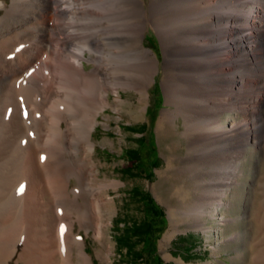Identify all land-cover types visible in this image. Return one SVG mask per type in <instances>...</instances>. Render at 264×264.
Instances as JSON below:
<instances>
[{"label": "bare ground", "instance_id": "6f19581e", "mask_svg": "<svg viewBox=\"0 0 264 264\" xmlns=\"http://www.w3.org/2000/svg\"><path fill=\"white\" fill-rule=\"evenodd\" d=\"M34 1L28 20L36 24L39 37L12 60L4 56L23 38H13V25L0 29V93L9 79L33 63L41 64V50L48 53L46 75L31 67L27 89L33 114L42 116L36 122L43 133L21 153L16 168L7 157L21 126L14 124L0 140V264L15 254L14 264H92L74 226L91 230L104 244L103 212L112 200L105 190L119 182H94L91 134L99 111L117 104L109 100V90L130 87L145 98L158 69V60L142 40L150 26L162 42L164 65L170 69L165 89L168 102L175 105L165 110L160 122L181 114L188 147L183 163L198 189L183 213L190 225L203 230L210 228L209 219L217 218L220 224L230 220L218 210L230 204L225 196L240 181L242 168L234 161L253 148L264 160V0ZM0 5L6 8L7 2ZM66 16L69 20L62 21ZM83 16L95 20L88 34L93 43H116L113 53L119 66L96 54L87 57L81 47L66 49L79 39L75 21ZM58 45L62 55L56 59L50 54ZM84 58L94 62L92 69L85 70ZM226 113H231L227 122ZM216 142L231 146L234 155L214 151L211 145ZM232 164L227 171L219 169ZM217 165L220 171L211 169ZM254 172L256 202L245 211L253 224L251 239L236 255L244 264H264V167L257 164ZM71 178L76 181L72 187ZM19 242L23 246L17 253Z\"/></svg>", "mask_w": 264, "mask_h": 264}, {"label": "rangeland", "instance_id": "374dc122", "mask_svg": "<svg viewBox=\"0 0 264 264\" xmlns=\"http://www.w3.org/2000/svg\"><path fill=\"white\" fill-rule=\"evenodd\" d=\"M4 1L7 2V9L0 5V29L6 24L13 25L14 31L11 34L13 38L16 36L23 38L22 41L13 45L12 50L10 49L4 56V59L8 61L12 60V57L14 59L22 49L33 44L39 36L36 34V24L28 20L29 14L36 7V2L34 0H31L32 2L30 0H15L14 3H11V0ZM149 1L145 0L146 3ZM65 20H69V17H64L62 21ZM93 20L90 16H83L75 21L80 27H78L79 35L77 34L79 39L71 41L66 49L71 51L81 47L87 57L90 54H96L108 61L109 64L112 63V66H119L121 61L113 53L118 50L115 42L111 43L108 39H102L101 43L95 44L89 37L90 31L94 30L90 27L95 22ZM83 25L88 27L84 28ZM142 40L144 46L150 49L152 55L158 60V69L154 72V79L147 86L145 98L140 99L139 92L130 87H119L117 93L109 90V100L115 101L117 104H106L107 106L105 105L99 111L91 134V140L94 142L92 159L96 167L94 182L96 184L108 183L113 180L119 182L117 185H109L105 190L109 193L107 197L112 200L103 212V221L106 224L103 229L104 244L98 242L91 230L87 232L84 228L81 229L78 223H75L74 230L84 238L85 251L91 255L92 264H130L129 260H124L126 259L123 254L125 247L120 248L117 245V224L119 220H122L121 224H123V222L144 217L142 203L134 193L130 194L133 189L141 188L144 191H149L154 201L164 211L165 219L159 225L160 233L155 240L156 253L162 260L161 264H244V260L236 255L243 249V246L248 245L251 239L250 230L253 228V224L247 220L245 211L251 209L256 202L257 192L254 185L257 179L254 168L257 164L261 168L264 167V160L260 159L258 150L253 148V151L246 150V153L244 152L242 155L243 158L240 157V161H234L242 168L240 176L237 175L240 181L225 196V200L230 201L229 206L224 205L218 210V214H222L223 217L230 218V220L220 224L217 218L209 219V222L206 223L210 226L208 230L190 225L183 210L192 200L193 191L198 189L183 163V157L188 150L187 138L183 134L185 125L181 114H178L177 117L170 116L171 118L169 117V121L166 123L160 122L165 110L175 107L173 103L168 102L170 97L168 98L165 89L168 69L164 65L163 46L158 32L152 26L145 29ZM67 50L66 52H68ZM54 51L50 54L51 56L56 59L61 57L62 48L60 45ZM47 57L48 53L41 50L39 53L41 64L33 63L34 65L30 66L27 71L9 79L0 93V140L12 132L11 128L14 124L17 123L21 126V131L12 142L7 157L9 165L14 168L19 163L21 153L35 143L43 133L39 130L41 129L39 122H36L42 119V116L38 115L37 117L33 114L32 99L27 89L30 86L31 69L34 71L42 69L41 73L46 75L48 68L46 69L45 61ZM82 62L85 70L94 67V62L89 59L84 58ZM116 96L121 99L117 100ZM39 98L40 96H37V99ZM230 115L231 113L223 114L225 122L228 121ZM61 123L64 127L65 122ZM139 136H143V138ZM139 143H144L140 150L143 167L140 172L132 174L131 168L126 167L130 165L131 157L125 153L122 154V150L138 146ZM218 143L211 145L214 151L226 153L230 157L234 155V149L231 146L222 142ZM146 149L147 151H145ZM152 161L156 165L152 167L151 175L144 174L150 172ZM233 164L225 169L219 168L220 165L213 168L206 166V168L227 171L232 169ZM143 170L144 172H142ZM18 183L17 180L14 182L10 196L15 194ZM75 183V179L71 178L70 187ZM235 232L239 234L233 237ZM22 246V242L17 244V253ZM15 255L3 264H14ZM146 258V261L141 264H150L149 258ZM73 259L77 260L75 249ZM244 259L247 260L248 256L246 255Z\"/></svg>", "mask_w": 264, "mask_h": 264}, {"label": "trees", "instance_id": "16d2710c", "mask_svg": "<svg viewBox=\"0 0 264 264\" xmlns=\"http://www.w3.org/2000/svg\"><path fill=\"white\" fill-rule=\"evenodd\" d=\"M139 137L143 138V136ZM142 145H144V143H139L138 146L122 150V154L125 153L131 157L130 165L126 167L131 168L130 172L132 174L140 172L143 167L140 155ZM145 151H147V149ZM155 165L156 163L152 161L150 164L151 170L149 169L150 172L144 174L151 175L152 167ZM142 172H144V170ZM132 193H134L142 203L144 217L142 219L131 220L130 222H123V224H121L122 220H119L117 224L118 233L116 234L117 245L120 248L123 246L125 247L123 254L126 259L124 260H129L130 264H141L146 261V257L149 258L150 264L152 262L154 264H161L162 260L156 253L155 240L160 233L159 225L165 219L164 211L154 201L149 191L135 188L130 194Z\"/></svg>", "mask_w": 264, "mask_h": 264}]
</instances>
